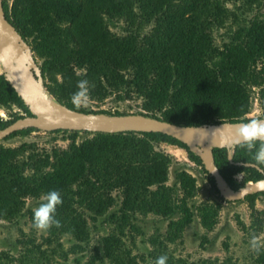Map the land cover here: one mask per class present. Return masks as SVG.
I'll use <instances>...</instances> for the list:
<instances>
[{
    "label": "trees",
    "instance_id": "trees-1",
    "mask_svg": "<svg viewBox=\"0 0 264 264\" xmlns=\"http://www.w3.org/2000/svg\"><path fill=\"white\" fill-rule=\"evenodd\" d=\"M2 8L5 19L28 43L46 90L69 109L111 113L72 103L78 81L87 80L89 102L135 98L140 100L136 113L176 125L248 121L254 95L264 117V0H12L10 5L2 0ZM112 26L118 31H111ZM0 109L7 115L0 117V129L30 115L3 76ZM34 131H16L0 142ZM46 133L53 135L50 142H66L65 148L38 150L29 141L15 147L0 144V222L27 216L33 224L34 211L25 209L26 200L57 190L63 202L55 218L61 227L47 230L45 243L60 247L59 238L69 237L68 251L59 253L64 260L69 253L85 250L88 223L96 230L100 221L109 229L97 238L85 264H154L161 255H167V264H240L228 257L188 261L169 249L181 241L194 217L211 232L220 203L226 202L199 159L182 143L160 133ZM159 144L185 151L215 194L214 202L191 203L196 179L183 167L172 171L174 182L166 185L172 160ZM212 154L232 189L262 177L252 167L229 164L223 148ZM253 155L236 145L232 161L264 171ZM263 197L259 192L239 200L246 203L250 220L247 226L239 220L237 224L249 238L264 228V211L255 209L256 200ZM147 215L166 221V228L146 237L149 248L136 255L135 237L142 233L136 216ZM206 242L201 237L200 246ZM55 251L32 244L17 255L0 250V264H48ZM255 255L252 264H264V248Z\"/></svg>",
    "mask_w": 264,
    "mask_h": 264
},
{
    "label": "water",
    "instance_id": "water-1",
    "mask_svg": "<svg viewBox=\"0 0 264 264\" xmlns=\"http://www.w3.org/2000/svg\"><path fill=\"white\" fill-rule=\"evenodd\" d=\"M0 76L10 85L29 116L16 119L0 129V140L27 128L41 132L55 130L88 133H160L182 143L196 156L204 171L212 178L218 196L226 202L242 200L247 195L264 192V171L252 163L233 162L237 131L243 121L220 122L197 126L176 125L139 113L79 112L56 101L46 90L39 64L28 45L5 19L0 0ZM264 120V117L256 118ZM252 120V119H250ZM248 120V121H250ZM245 121V122H248ZM225 149L229 164L256 169L261 178L232 189L214 164L213 149Z\"/></svg>",
    "mask_w": 264,
    "mask_h": 264
},
{
    "label": "rangeland",
    "instance_id": "rangeland-1",
    "mask_svg": "<svg viewBox=\"0 0 264 264\" xmlns=\"http://www.w3.org/2000/svg\"><path fill=\"white\" fill-rule=\"evenodd\" d=\"M4 1L10 5L12 0ZM262 11L264 14V9ZM119 25L120 24H117V26ZM110 30L113 32L118 31V29L113 26L110 27ZM139 104L140 100L135 98L120 103H114L111 97L97 105L87 100L79 104V106L106 110L111 113L114 111L120 113H136L139 111ZM13 111H16V109H13ZM261 113L259 101L254 95L252 107L247 117L255 119L260 117ZM0 117L7 119L6 113L1 109ZM52 136L53 135H48L46 132L34 131L25 137H16L6 142L1 141L0 144L2 146L15 147L22 141H29L35 143L38 150L42 148L48 149L50 146L65 148L66 142H61L59 140L50 142ZM82 137H84V135H80V138ZM158 147L169 155L172 160L166 185L171 186L174 182L172 171L176 167H183L187 173L196 179L197 191L191 203L198 205L202 202H214L216 200L215 194L209 191V185L206 183L204 176L198 172V166L188 160L184 150L166 144H159ZM235 179L239 180L240 176H235ZM42 202L43 197L36 200L27 199L25 202V209L34 211ZM255 209L264 211V197L256 200ZM249 213L250 211L245 202H222L220 203L217 224L211 232H206L202 229L198 223L197 217H194L192 223L184 229L181 241L169 245V249L173 252L174 256L184 258L188 261L206 258L218 259L221 261L228 257L240 264H252L256 256L255 250L251 246L252 238H249L237 224V220H239L247 226L250 220ZM166 223L167 222L163 219L152 215H147L145 217L136 216L135 224L142 233L135 237L136 248H134L133 253L136 255L145 253L149 248L144 242L146 237L154 233L162 234L165 231ZM88 225L90 226V240L85 250L67 254L66 260H64L59 253L60 251H68L72 244V240L69 237H61L57 242L60 244V247H57L55 242L47 245L45 243V239L49 236L47 231L35 229L27 216L18 218L11 223L0 222V250L10 251L12 254L17 255V252L22 250L24 246H31V244L39 245L42 250L48 252L53 248L56 249L54 254L48 253L51 255L48 264H74V259L77 260V264H85L89 259V255L93 253L97 238L107 233L109 229L107 225H101L100 221L96 223V230L92 228L91 223H88ZM203 236L207 240L206 243H203L204 248L200 246L201 237ZM256 239L261 248H264V228ZM141 240H143V244L140 242ZM94 264H99V262H94ZM139 264L144 263L140 261Z\"/></svg>",
    "mask_w": 264,
    "mask_h": 264
},
{
    "label": "clouds",
    "instance_id": "clouds-1",
    "mask_svg": "<svg viewBox=\"0 0 264 264\" xmlns=\"http://www.w3.org/2000/svg\"><path fill=\"white\" fill-rule=\"evenodd\" d=\"M77 91L72 95V103L79 105L89 99V82L80 80L77 83ZM237 145L253 153V160L257 165L264 164V120L252 119L241 123L238 131ZM61 194L57 190H50L43 196V202L34 210L33 227L40 231H47L51 227H61L59 220L55 218L57 207L62 204ZM252 248L257 254L261 246L255 236L251 242ZM167 255L159 256L154 264H167Z\"/></svg>",
    "mask_w": 264,
    "mask_h": 264
}]
</instances>
